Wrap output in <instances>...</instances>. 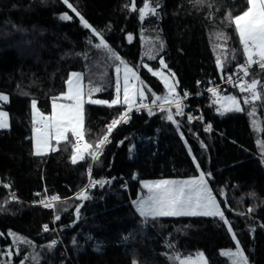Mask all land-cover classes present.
<instances>
[{
  "label": "trees",
  "instance_id": "16d2710c",
  "mask_svg": "<svg viewBox=\"0 0 264 264\" xmlns=\"http://www.w3.org/2000/svg\"><path fill=\"white\" fill-rule=\"evenodd\" d=\"M69 2L156 96H163L164 84L142 65L157 70L160 58L176 75L180 92L206 90L246 62L238 34L226 19L229 12L234 17L245 11L246 0L203 4L159 0V15L144 20L130 8L131 0ZM143 2L138 0L137 9ZM64 13L72 19H61ZM218 33L224 36L217 38ZM98 42L62 0H0V92L10 96L0 107L9 113L11 124L0 129V179L21 198H11L0 186V264L22 260L24 264H179L170 259L175 253L183 258L198 252L206 255L209 264H233L221 250L235 247L236 242L218 217L145 218L129 204L139 196L145 180L195 177L201 170L211 172L209 184L249 264H264V152L258 144L264 142V100L243 104L246 93L232 83L220 86L218 92L241 98L243 111L221 114L212 93L192 99L195 113L202 111L213 130L172 112L173 123L166 119L167 110L153 115L142 112L115 129L98 162L86 155L73 164V148L65 142L55 144L56 151L34 155L31 102L35 99L37 107L50 114L52 98L65 89L71 71L82 72L88 88L89 81L91 86H103L96 97H115L116 61L104 49L95 48ZM147 47L156 59L143 53ZM217 56L225 65L223 71ZM249 73L245 80L256 79L264 88V70L254 65ZM253 108L254 115H249ZM123 111L121 106L86 104L85 140L94 145L91 150L105 134L107 123ZM69 139L73 141L71 133ZM90 167L94 177L114 180L90 189V198L79 200L76 193L87 185ZM125 181L129 191L123 189ZM37 193L58 195L62 202L55 209L31 205ZM77 205H81L79 218ZM11 232L31 243L14 242ZM58 237L62 243L49 247ZM167 237L173 247L163 243Z\"/></svg>",
  "mask_w": 264,
  "mask_h": 264
},
{
  "label": "snow or ice",
  "instance_id": "6c2138e0",
  "mask_svg": "<svg viewBox=\"0 0 264 264\" xmlns=\"http://www.w3.org/2000/svg\"><path fill=\"white\" fill-rule=\"evenodd\" d=\"M62 2L75 14L76 17L79 18L85 28L90 29L94 36L99 38V42L94 45L95 48L104 49L109 54V57L116 61V79L114 83L115 97L110 101L93 99L92 93H99L103 91L104 88L100 85L91 86L92 82L89 81L90 87L86 99L83 87L84 74L73 72L66 81L67 90L60 93L59 96L52 98L50 115H45L40 112L37 107L38 102L33 99L31 107L34 110V123L36 125L33 129L35 137L34 155H45L48 151L58 150V147H52L51 145V142L55 140L57 146L62 142L71 145L73 148L71 156L73 164L78 161H84L86 155L91 158L92 161L98 162L103 147L110 142V134L117 126L128 122L130 119L129 114L134 106L137 110H140L141 108L147 109L150 115L155 114L148 104L143 103V101L147 99L148 94L155 97L152 100V104L157 105L160 111L166 110L165 104H175L176 113L183 115L181 101L189 94L184 92L183 97H181L179 93L176 92L178 81L170 83L169 76L163 71H153L152 74L160 77L163 81L167 88V94L164 96H156L155 93H151L150 90H146L142 86L138 87L133 81H138L140 85H143V81H141L137 70L129 66L127 62L123 61L118 53L110 48L105 41L104 36L88 23L69 0H62ZM204 2L205 0H195L196 4H203ZM246 2L248 7L241 14L233 17L231 12H229L226 15L229 24L235 28V31L238 34L243 54L246 57V62L237 66L239 83H234L231 75L224 77L228 83L233 84V87H238L240 93H246V95L242 97L243 104L245 105L264 100V88H261V82L256 79H252L250 82L245 80L250 74L249 68L252 65H258L261 70H264V0H246ZM131 7L133 11L139 12L141 20H144L149 15H159V0H144L143 6L139 9L136 8L135 0H132ZM60 18L63 20H71L72 16H69L68 13H64ZM223 36V33L217 34V38H222ZM129 39L131 40L132 37L129 36ZM156 39L159 40V37L157 36ZM91 43L92 41L89 40V44ZM219 47L223 48V45H219ZM160 48L161 50L163 49V41H160ZM146 55H148L150 59H156V56L151 53H146ZM232 58L235 59V56L233 55ZM159 63L163 68H167L163 58H160ZM216 63L221 71H223L225 65L219 56H217ZM142 66L148 67L147 65ZM121 71H123V87H121ZM149 71L152 70L149 69ZM240 72L243 73V76L239 75ZM171 75L174 77L175 74L172 73ZM208 91L213 93L214 103L219 105L217 111L221 112V114L244 110L241 105V98L237 95L222 96L219 94L217 88H209ZM247 93H250V95H247ZM137 97L140 99L139 104H137ZM60 99H63L66 102L57 103V100ZM7 100L8 96L0 93V101ZM157 101H162V103L157 104ZM85 104L106 105L108 107L121 106L124 108L123 112L106 125V133L95 143V150H91L94 148L93 144L85 142ZM254 113L255 108H253V111L250 112L249 115H254ZM195 118L199 119V117ZM166 119L176 123L171 107L167 109ZM188 119L192 120L194 117L189 115ZM8 127V113L0 110V129H6ZM177 127L179 128L178 124ZM210 129L211 125H208L206 130ZM69 133L74 137V142L69 139ZM181 135L183 134L181 133ZM120 143H123V141ZM258 144L260 145L262 152H264V142L258 141ZM131 150L132 149H130V151ZM189 151H191V149H189ZM262 159H264V156H262ZM193 161L199 169L200 165L199 162L196 161L195 156H193ZM88 172L90 176L91 167L88 169ZM211 175V172L205 173L201 170L198 176L187 180L162 179L156 181H144L143 186L148 190V195L146 197L141 196L138 200L133 201V204L136 206L139 214L145 218L152 217L155 219L157 217L169 216L218 217L225 225H227L228 231L232 234L233 239L236 240V250L233 252L229 249L222 254L234 258V264H247V256L244 254L239 240L236 239V233L232 230L231 222L226 218L225 211L221 208L220 201L217 200L216 195L213 194V190L209 185ZM108 182L109 181L90 180L89 185L76 193V198L79 200H87L90 198L88 195L90 188L96 186L102 187ZM219 194L222 195L223 193L221 192ZM10 195L15 198L14 193H10ZM46 199L48 201L47 203H45L44 200L40 201L45 208H55L56 202H62L58 195L46 197ZM80 207L81 205H77L75 209L77 218L80 216ZM251 211L252 209H248V212ZM59 219L60 216L56 215L55 220ZM43 229L44 231H48L49 226L45 224L43 225ZM9 235L13 236L14 242L31 243V241L26 240V238L19 237L14 233H9ZM56 244L57 241L53 240L49 247ZM168 247L173 246L169 244ZM8 254L10 255L11 253ZM170 259L179 261V264H208L203 252H198L195 256L187 255L183 258H181L179 253H175ZM21 264H24L23 260L21 261Z\"/></svg>",
  "mask_w": 264,
  "mask_h": 264
},
{
  "label": "built area",
  "instance_id": "2783aa9c",
  "mask_svg": "<svg viewBox=\"0 0 264 264\" xmlns=\"http://www.w3.org/2000/svg\"><path fill=\"white\" fill-rule=\"evenodd\" d=\"M241 48H242V46H241ZM252 66H254V65H252ZM256 66H258V65H256ZM237 71H238V69L235 70L232 74H230V75L232 76V78H233V82H234L235 80L238 79ZM239 75H240V76H243V73L240 72ZM224 84H228V82L226 81V79H224V80L222 79V81H220V82H218V83H212L211 85H209V86L207 87L206 90H201V91H198V92L184 91V92H187L189 95H188L186 98H183V100L181 101V104H182V106H183V115H186L187 117H188L189 115H191L192 117H194V119H192L191 121H197V122H199V123H202L203 126H204V128L206 129L208 125H211V123H209V122L206 121L205 116H204V114H203L202 111H200V112H198V113H195V111H194V106H195V105H193L192 99H193L194 97H196V98H202V97L204 96L205 93H211V92L208 91L209 88H217V89H218L220 86H222V85H224ZM176 92L179 93V95H180L181 97H183L184 92H180V91H176ZM212 94H213V93H212ZM139 103H140V100L137 101V104H139ZM143 103L148 104V105L152 108V111H153V112H163V111H160V110H159V108L157 107V105H153V104H152V100H150V99H148V98L145 99V100L143 101ZM160 103H162V101H157V104H160ZM169 107H171L172 112H173L175 115H179V114L176 113V106H175V104H171V105H169V104H165V109H166V110H167ZM196 107H197V106H196ZM196 107H195V108H196ZM142 112H148V110H147V109H143V108H141L140 110H137L136 107L134 106V107H133V110H132L131 113L129 114V115H130V119L128 120L127 123H129V121L132 119L133 115H135V114H141ZM195 117H199V119H196ZM115 118H116V117H115ZM113 119H114V118H113ZM111 120H112V119H111ZM111 120H110L108 123H110ZM108 123H107V124H108ZM122 124H126V123H122ZM120 125H121V124H120ZM117 127H118V126H117ZM117 127H116V128H117ZM116 128H115V129H116ZM115 129L113 130V132H112V133L110 134V136H109V140H110V141H111V138H112V135H113ZM210 130H213L212 125H211V129H210ZM210 130H207V131H210ZM105 133H106V132H105ZM72 137H73V136H72ZM73 142H74V137H73ZM85 142H86V140H85ZM106 145H107V144H106ZM106 145H105V146H106ZM105 146L103 147L102 153H103V151H104V149H105ZM90 180H101V181H109V182H110V181L114 180V178H109V177H99V178H96V177L93 176V171H92V168H91V174H90V176H89V180H88V182H87V185H89ZM87 185H86V186H87ZM0 186H4V187L6 188V190L9 192V194H10V193H14V194H15V198H14V199L21 200V198L18 196L17 191L14 190L10 185H8V184H6V183H3V182L1 181V179H0ZM9 186H10V187H9ZM86 186H85V187H86ZM85 187H84V188H85ZM84 188H83V189H84ZM94 188H95V187H94ZM94 188H90V189H94ZM90 189H89V190H90ZM123 189L129 191V183H128V181H127V182H126V181L124 182V184H123ZM81 190H82V189H81ZM81 190H80V191H81ZM37 194H39V195H37ZM37 194H36L37 197H36L34 200H32V201L30 202L31 205H35V206H43V205L40 203V201H41V200H44L45 203H47L48 201H47L46 197H51V196H52V195H49V194H47V193H45V194H44V193H37ZM10 196H11V195H10ZM11 198H13V197L11 196ZM56 203H57V202H56ZM129 204L131 205V207H132L133 209H135V211H137V209L135 208V206H134V204H133V200H132V199L129 200ZM55 207H56V206H55ZM53 209H55V208H53ZM55 240L57 241V244L62 243V240H61L60 237L56 238ZM163 243H165L166 245H169V244L172 245V242H171V240H170L169 237L165 238L164 241H163Z\"/></svg>",
  "mask_w": 264,
  "mask_h": 264
},
{
  "label": "rangeland",
  "instance_id": "374dc122",
  "mask_svg": "<svg viewBox=\"0 0 264 264\" xmlns=\"http://www.w3.org/2000/svg\"><path fill=\"white\" fill-rule=\"evenodd\" d=\"M143 53L146 55V53H151L152 55H153V53H152V48H149V47H147V48H145L144 49V51H143ZM147 57H149L148 55H146ZM155 56V55H154ZM124 61V60H123ZM148 66V68L149 69H151L150 67H149V65H147ZM152 70V72L153 71H163L166 75H168L169 76V82L170 83H175L176 81H178L177 80V77H176V75H174V77L171 75L173 72H171V71H169L167 68H163L162 66H161V68H159V69H157V70H153V69H151ZM73 72H77V73H82V72H80V71H71L70 72V74L71 73H73ZM70 74H69V76H70ZM116 74V73H115ZM69 76H68V78H69ZM158 77V76H157ZM67 78V79H68ZM120 78H121V87H123V83H122V80H123V71H121V73H120ZM160 78V77H159ZM161 80V79H160ZM142 81V80H141ZM162 81V80H161ZM163 82V81H162ZM133 83H136L137 84V86L138 87H144L145 88V85H144V83H143V85H140V83L138 82V81H133ZM164 84V83H163ZM83 87H84V91H85V94H86V99H87V93H88V90H89V88L88 87H86L85 86V83H84V79H83ZM90 87V86H89ZM146 89V88H145ZM67 90V85H66V87H65V89H63L62 91H60L55 97H57V96H59L60 95V93H62V92H65ZM176 90H177V86H176ZM0 93H2V92H0ZM3 94H5V93H3ZM167 94V88L165 87V85H164V93H163V96L164 95H166ZM220 94V93H219ZM5 95H7L8 96V100L7 101H0V104H2V103H4V102H8L9 101V99H10V96L8 95V94H5ZM220 95H222V96H225V95H233V94H220ZM92 98L93 99H100V100H106V99H101V98H98V97H96V95H95V93H92ZM122 98V97H121ZM138 100H140L139 99V97H137V101ZM108 101H110V100H108ZM66 101H64L63 99H60V100H57V103H65ZM219 107V105H217V108ZM0 110H2V111H5V112H7L4 108H2V107H0ZM85 112H86V104H85V110H84ZM8 113V112H7ZM51 114V113H50ZM8 116H9V113H8ZM10 117H9V127L8 128H10ZM255 126L256 127H259V125H258V123H256L255 124ZM84 127H85V123H84ZM8 128H6V129H8ZM196 177V176H195ZM190 178H193V177H187V178H180V177H168V178H159V179H149V180H145V181H156V180H162V179H169V180H187V179H190ZM144 182V181H143ZM143 182H142V189H141V191H140V193H139V196L137 197V198H135L134 199V201L135 200H138L141 196H147L148 195V190L146 189V188H144V186H143ZM210 185V184H209ZM211 187V186H210ZM213 190V189H212ZM213 194L214 195H216L215 194V192L213 191ZM216 198H217V200L218 201H220L219 200V198L217 197V195H216ZM221 203V202H220ZM135 206V205H134ZM135 208H136V206H135ZM221 208L223 209V206H222V204H221ZM134 211H135V209H133ZM224 210V209H223ZM136 213L139 215V216H141L140 214H139V212H137L136 211ZM232 225V224H231ZM232 230H233V232H235V230L233 229V227H232ZM11 233H13V232H11ZM236 233V232H235ZM232 235V234H231ZM236 239L238 240V238H237V235H236ZM235 242H236V240H235ZM241 246V245H240ZM242 248V247H241ZM229 249H231L233 252L236 250V246L235 247H232V248H224V249H222L221 250V253H223L224 251H227V250H229ZM243 249V248H242ZM243 252H244V250H243ZM244 254H245V252H244ZM246 255V254H245ZM225 256V255H224ZM225 257H227L233 264H234V258H232V257H229V256H225ZM135 264H139V263H137V262H135ZM247 264H249V262H248V259H247Z\"/></svg>",
  "mask_w": 264,
  "mask_h": 264
},
{
  "label": "crops",
  "instance_id": "0c3cea01",
  "mask_svg": "<svg viewBox=\"0 0 264 264\" xmlns=\"http://www.w3.org/2000/svg\"><path fill=\"white\" fill-rule=\"evenodd\" d=\"M39 109V108H38ZM40 110V112H42V113H44L43 111H41V109H39ZM45 115H50V114H47V113H44ZM33 116H34V110H33ZM35 138V137H34ZM55 144H56V142H55V140H53L52 142H51V145H52V147L53 146H55ZM49 152V151H48ZM205 257H206V255H205ZM206 259H207V257H206ZM207 262H208V260H207ZM209 264V263H208Z\"/></svg>",
  "mask_w": 264,
  "mask_h": 264
},
{
  "label": "water",
  "instance_id": "95a60500",
  "mask_svg": "<svg viewBox=\"0 0 264 264\" xmlns=\"http://www.w3.org/2000/svg\"><path fill=\"white\" fill-rule=\"evenodd\" d=\"M135 4H136V8L138 6V0H135ZM131 5H132V0H131ZM130 8L132 9V7L130 6Z\"/></svg>",
  "mask_w": 264,
  "mask_h": 264
}]
</instances>
